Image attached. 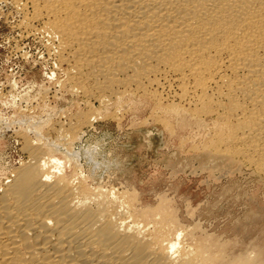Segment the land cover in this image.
<instances>
[{"label": "bare ground", "instance_id": "6f19581e", "mask_svg": "<svg viewBox=\"0 0 264 264\" xmlns=\"http://www.w3.org/2000/svg\"><path fill=\"white\" fill-rule=\"evenodd\" d=\"M0 2L20 13L9 21L17 36L45 40L52 68L65 65L85 97L147 95L164 125L186 113L206 124L202 149L264 176V0ZM92 111L49 128L70 143ZM23 139L27 158L0 182V264H264L261 245L216 240L162 202L144 207L125 189L58 173L48 148Z\"/></svg>", "mask_w": 264, "mask_h": 264}, {"label": "rangeland", "instance_id": "374dc122", "mask_svg": "<svg viewBox=\"0 0 264 264\" xmlns=\"http://www.w3.org/2000/svg\"><path fill=\"white\" fill-rule=\"evenodd\" d=\"M0 11V182L27 158L23 138L34 139L48 148L46 156L57 161L58 173L84 177L90 187L125 189L144 207L162 202L185 229L264 248L262 174L233 156L202 149L206 124L186 113L171 112L167 128L163 112L147 95L85 97L65 79V65L55 72L45 40L17 36L9 23L20 16L15 7L0 2ZM171 93L161 91L164 98ZM86 111L95 116L74 142H63L51 130Z\"/></svg>", "mask_w": 264, "mask_h": 264}]
</instances>
